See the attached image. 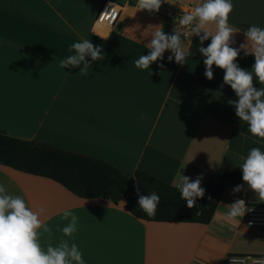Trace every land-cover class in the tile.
<instances>
[{"label":"crops","instance_id":"obj_1","mask_svg":"<svg viewBox=\"0 0 264 264\" xmlns=\"http://www.w3.org/2000/svg\"><path fill=\"white\" fill-rule=\"evenodd\" d=\"M167 1L174 11L204 2ZM104 2L0 0V134L93 156L127 176L140 170L178 189V173L193 181L203 176L204 183L240 167L251 149L264 152V138L253 136L228 104L238 97L224 84V70L213 66L211 81L204 75L198 49L210 38L203 45L192 33L181 38L189 49L183 64L174 57L170 63L173 53L166 50L163 60L138 69L134 61L148 54L155 31L150 26L162 24L171 34L174 22L124 5L117 24L100 30L95 19ZM231 2L228 23L240 30L231 46L239 48L249 27L264 29V0ZM84 39L101 46L104 55L98 61L86 57L87 78L78 75L79 68L58 64L73 54L72 43ZM236 63L251 71L255 56L241 51ZM199 79L215 89L199 85ZM253 84L264 88L255 78ZM0 185L34 212L44 209L40 219L52 229L38 230L45 251L66 239L78 245L85 264H225L229 255L264 256V229L248 223L246 208L243 216L227 218V206L236 200L246 207L264 205L248 185L239 193L233 192L236 186L227 188L208 225L138 219L125 200L80 198L51 179L4 165ZM66 210L79 221L72 237L58 230L68 223L61 219Z\"/></svg>","mask_w":264,"mask_h":264},{"label":"clouds","instance_id":"obj_2","mask_svg":"<svg viewBox=\"0 0 264 264\" xmlns=\"http://www.w3.org/2000/svg\"><path fill=\"white\" fill-rule=\"evenodd\" d=\"M162 2L163 0H139V7L149 12H158ZM232 10L231 0H204L190 12L183 13L178 18V23L181 27L188 28L197 21L195 26L191 27L192 34L199 37L201 45L205 40L211 39L207 47L201 46L198 49L205 57V77L209 81L213 80V66L224 70V84L229 85L238 97V101L229 99L228 104L235 108L236 116L248 124V131L253 136L264 138V88L258 90L253 84L255 78L264 85V29L252 25L245 31L247 42L240 44L239 48L232 47L233 36L240 31L228 23ZM212 25L214 31L210 27ZM153 27L155 31L152 32V39L146 45L148 54L141 55L134 61L136 68L148 69L153 63L163 60L166 50L173 53V56L168 57L170 63L174 57L177 64H183L189 49L183 46L181 32L174 28L171 34H165L162 24L150 26ZM241 51L245 55L255 56L251 71L242 69L236 63ZM69 52L73 54L59 60V66L79 68L78 75L85 78L91 68L86 57H91L92 61L104 59L103 48L87 39L72 43ZM159 67L164 69L163 64ZM141 119H147L146 114H142ZM239 168L243 173V181L256 193L258 200H264V152L259 148L251 149ZM178 176L180 198L192 209L197 199L205 195V189L201 186L203 176H198L194 181L182 173H178ZM173 183L175 184V181ZM136 189L139 208L149 215L154 214L160 202L159 195L154 191L142 195L139 182ZM242 190L243 185H238L233 192L239 193ZM227 207V218L230 220L243 216L246 205L244 200H236ZM43 211L44 209H40V212ZM40 212L28 208L22 197L7 194L4 186L0 185V264H85L78 245L70 243L69 240L61 239L55 247L49 243L46 251L42 248L39 243L42 233L38 230L42 228L43 233L51 234L52 229L42 223ZM202 214L200 210L195 213L196 216ZM61 219L68 223L58 230L64 236L72 237L78 230V217L66 210ZM228 264H235V258L230 259Z\"/></svg>","mask_w":264,"mask_h":264},{"label":"trees","instance_id":"obj_3","mask_svg":"<svg viewBox=\"0 0 264 264\" xmlns=\"http://www.w3.org/2000/svg\"><path fill=\"white\" fill-rule=\"evenodd\" d=\"M198 84L212 91L215 89L204 79H199ZM0 165L51 179L80 198H103L114 204L125 200L128 211L134 217L150 222L208 225L226 189L247 185L242 179L243 173L239 167L231 172L213 175L201 184L205 189L204 197L198 198L195 207L189 209L180 198L177 187L143 171L137 170L134 175L127 176L114 165L99 158L71 152L48 143L3 134H0ZM137 182L142 195L153 191L159 195L160 202L154 214L149 215L139 208L138 196L133 191ZM197 210L203 214L196 216Z\"/></svg>","mask_w":264,"mask_h":264},{"label":"built area","instance_id":"obj_4","mask_svg":"<svg viewBox=\"0 0 264 264\" xmlns=\"http://www.w3.org/2000/svg\"><path fill=\"white\" fill-rule=\"evenodd\" d=\"M124 5H131L139 10H142L139 7V0H105L98 15L96 16L95 27L100 30L112 29L119 21ZM192 9L193 8L189 6L183 8L181 11H174L168 7V1L163 0L158 12H149L148 10L142 11L151 13L157 19L172 20L175 24V27L181 32V38L186 39L191 35V27L195 26L197 21H194L192 26L183 28L179 25L178 18L182 16L183 13H188ZM246 212L248 218L247 221L250 225L264 229V206L252 205L246 207ZM233 258H235V264H264V256L247 255H229L225 261V264H228V261Z\"/></svg>","mask_w":264,"mask_h":264},{"label":"water","instance_id":"obj_5","mask_svg":"<svg viewBox=\"0 0 264 264\" xmlns=\"http://www.w3.org/2000/svg\"><path fill=\"white\" fill-rule=\"evenodd\" d=\"M133 191L135 192V195L137 196V189L134 188Z\"/></svg>","mask_w":264,"mask_h":264}]
</instances>
